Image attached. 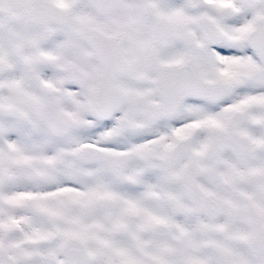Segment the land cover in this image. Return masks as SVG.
<instances>
[{
    "label": "snow or ice",
    "instance_id": "1",
    "mask_svg": "<svg viewBox=\"0 0 264 264\" xmlns=\"http://www.w3.org/2000/svg\"><path fill=\"white\" fill-rule=\"evenodd\" d=\"M0 264H264V0H0Z\"/></svg>",
    "mask_w": 264,
    "mask_h": 264
}]
</instances>
